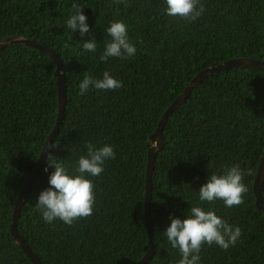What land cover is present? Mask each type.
Wrapping results in <instances>:
<instances>
[{"label":"trees","instance_id":"trees-1","mask_svg":"<svg viewBox=\"0 0 264 264\" xmlns=\"http://www.w3.org/2000/svg\"><path fill=\"white\" fill-rule=\"evenodd\" d=\"M83 6L90 32L66 28L72 3ZM206 11L194 22L166 14V0H0V42L20 37L55 52L63 62L67 105L54 159L74 170L85 143L111 145L116 159L91 179L93 215L68 226L46 223L35 211L55 170L48 156L27 198L18 231L42 264H139L149 250L144 218L148 139L165 111L201 72L237 59L264 63V0H200ZM127 25L137 51L130 59L101 62L112 22ZM95 36L96 53L83 43ZM142 39V43H141ZM123 82L117 90L90 88L79 95L85 73ZM56 65L44 52L11 45L0 52V264H33L11 235L19 194L36 169L59 115ZM153 175L151 217L154 256L148 264H178L181 255L164 235L170 217L187 218L201 206L242 236L227 251L204 245L201 264H264V213L255 203L254 182L264 152V68L216 72L195 88L169 117ZM51 162V161H50ZM239 164L251 170L243 183L245 203L199 200L212 174ZM48 167V171L44 169ZM264 201V183L261 190Z\"/></svg>","mask_w":264,"mask_h":264},{"label":"clouds","instance_id":"clouds-1","mask_svg":"<svg viewBox=\"0 0 264 264\" xmlns=\"http://www.w3.org/2000/svg\"><path fill=\"white\" fill-rule=\"evenodd\" d=\"M112 3H123L128 7L126 0H112ZM166 5L168 16L178 17L189 23L202 17L206 11L200 0H166ZM71 9L72 13L65 22L66 28L74 33L79 31L81 36L87 35L90 27L88 18L83 13V6L73 2ZM106 32L110 39L105 40L104 50L99 56L101 62L106 63L113 57L130 59L135 56L137 49L129 42L127 25L123 21L112 22ZM98 47L95 36L83 43L85 52L96 53ZM123 86V82L113 78L108 71L103 73L102 79H94L85 73L78 85L81 96L88 93L90 88L114 91ZM49 147L59 148V140L51 143ZM85 148L86 155L78 158L72 171L65 167L63 160L54 159L55 156L49 153L48 166L54 167L55 170L49 176L50 186L39 194L35 205V211L40 213L46 223L52 224L59 219L68 226H73L76 221L93 215L95 186L92 180L86 177H99L105 170V161L116 159V152L113 146L107 144L97 148L95 144L86 142ZM44 171L47 172L48 167ZM251 174V170H242L239 164L225 166L222 175L212 174L200 188V202L214 203L216 200H222L228 208L243 205L244 196L248 192L243 178ZM170 219L171 224L166 228L164 235L171 248L177 249L181 255L178 264H201L200 253L204 245L211 247L215 244L227 251L231 246H235L242 236L240 227L229 224L219 217L214 209L205 211L201 206H192L186 219Z\"/></svg>","mask_w":264,"mask_h":264},{"label":"water","instance_id":"water-1","mask_svg":"<svg viewBox=\"0 0 264 264\" xmlns=\"http://www.w3.org/2000/svg\"><path fill=\"white\" fill-rule=\"evenodd\" d=\"M23 45L41 52L46 53L49 57L54 61L56 65V72L55 78L57 80V87H58V104H59V115L56 121L55 128L53 129L52 133L49 136L47 144L41 154L39 162L37 164L36 169L32 172L29 176L28 180L26 181L25 185L23 186L18 200L16 202L13 217H12V224H11V235L18 247H20L26 257L33 263V264H42L39 257L31 250L29 244L25 240V238L19 233L18 231V223L21 217V212L26 204L27 198L33 188V185L37 182L39 174L43 168L45 160L48 156L50 151L49 145L53 143L55 137L59 133V129L61 127L62 121L64 119V114L66 112V105H67V90H66V78L64 75L63 69V62L60 57L53 51L44 48L40 45H37L34 42L27 41L24 38L20 37H13L0 42V52L4 51L7 47L11 45ZM248 66H261L264 68V63L252 59H237L233 61H229L220 65L218 67H211L206 69L205 71L198 74L186 87L184 92L172 103V105L165 111L163 116L161 117L158 127L156 128L155 132L149 137L148 139V163L146 168V179H145V198H144V218H145V225L148 232V243H149V250L142 259L139 264H148L154 256V242H153V220L151 217V201H152V192H153V175L155 170V163L157 154L161 151L164 147L163 145V131L165 126L168 122L170 116L173 115L174 112L177 111L187 100V98L192 94L195 88L205 79L206 77L212 75L216 72H222L225 70H230L233 68H244ZM264 183V152L261 158V163L257 172V176L254 182V196H255V203L256 207L260 212L264 213V201L262 199V186Z\"/></svg>","mask_w":264,"mask_h":264}]
</instances>
